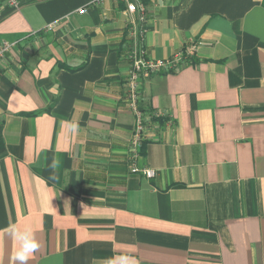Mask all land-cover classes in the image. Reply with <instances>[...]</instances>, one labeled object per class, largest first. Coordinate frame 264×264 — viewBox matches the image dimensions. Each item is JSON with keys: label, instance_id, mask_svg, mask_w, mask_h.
I'll use <instances>...</instances> for the list:
<instances>
[{"label": "crops", "instance_id": "crops-1", "mask_svg": "<svg viewBox=\"0 0 264 264\" xmlns=\"http://www.w3.org/2000/svg\"><path fill=\"white\" fill-rule=\"evenodd\" d=\"M17 1L0 0V264L12 224L40 242L28 264H264V0H145L148 56L190 55L141 80L136 157L126 4Z\"/></svg>", "mask_w": 264, "mask_h": 264}, {"label": "built area", "instance_id": "built-area-1", "mask_svg": "<svg viewBox=\"0 0 264 264\" xmlns=\"http://www.w3.org/2000/svg\"><path fill=\"white\" fill-rule=\"evenodd\" d=\"M116 1L124 2L128 13L131 15L127 30L128 47L126 57L129 63V73L126 78V95L130 107L136 113V127L132 139V157H136L143 141L145 128L144 114L140 108L141 80L161 71L177 70L182 61L189 58L190 53L188 52L185 55L182 52L169 59L150 58L145 45L146 34L149 29L145 0ZM8 2L13 6L18 5L17 0H8ZM79 11L86 12L87 8ZM10 47L11 44L8 43L0 45V60ZM139 171L149 178L156 175V171L152 168H143Z\"/></svg>", "mask_w": 264, "mask_h": 264}, {"label": "clouds", "instance_id": "clouds-1", "mask_svg": "<svg viewBox=\"0 0 264 264\" xmlns=\"http://www.w3.org/2000/svg\"><path fill=\"white\" fill-rule=\"evenodd\" d=\"M9 237L18 242L15 251L14 264H28L29 259L40 249V242L37 240L31 227L19 228L15 224L9 225ZM109 264H138L136 258L128 253H120L110 258Z\"/></svg>", "mask_w": 264, "mask_h": 264}, {"label": "trees", "instance_id": "trees-1", "mask_svg": "<svg viewBox=\"0 0 264 264\" xmlns=\"http://www.w3.org/2000/svg\"><path fill=\"white\" fill-rule=\"evenodd\" d=\"M169 71H171V72H172V71H175V70H169Z\"/></svg>", "mask_w": 264, "mask_h": 264}]
</instances>
